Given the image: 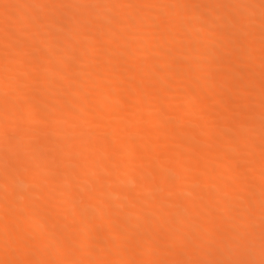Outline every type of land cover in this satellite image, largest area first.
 <instances>
[{
    "label": "bare ground",
    "instance_id": "obj_1",
    "mask_svg": "<svg viewBox=\"0 0 264 264\" xmlns=\"http://www.w3.org/2000/svg\"><path fill=\"white\" fill-rule=\"evenodd\" d=\"M0 113V264H264V0H0Z\"/></svg>",
    "mask_w": 264,
    "mask_h": 264
},
{
    "label": "rangeland",
    "instance_id": "obj_2",
    "mask_svg": "<svg viewBox=\"0 0 264 264\" xmlns=\"http://www.w3.org/2000/svg\"><path fill=\"white\" fill-rule=\"evenodd\" d=\"M123 54H124V53H123ZM43 61H44V58H43L42 56H34V57L30 58V60H28L27 65H30V64H36V63H41V62H43ZM36 65H37V64H36ZM38 65H39V64H38ZM31 66H33V65H31ZM101 67H102V66H101ZM243 68L245 69L246 67L244 66ZM243 68H242V69H243ZM100 69H101V68H100ZM100 69H99V70H100ZM104 69H105V67H103V70H102V71H106V69H105V70H104ZM108 69H109V68H108ZM82 73H83V74H86L85 72H82ZM82 73L80 72V74H82ZM78 74H79V73H78ZM208 75H211V74L209 73ZM213 75H215V74H213ZM209 77H212V76H209ZM213 77H214V76H213ZM255 105H256V104H254V106H255ZM256 106H257V105H256ZM179 108H180V109H179ZM178 109H179V110H178ZM178 109H176V110H178V113H179V112H180V114L184 113V112H183V109H182L181 107H178ZM7 111H8L7 113H6V111H5V112H2V113H3L2 115H3L4 118H5V116H6V118L8 119V118H9L8 116H9V115H12V112H10L9 110H7ZM181 112H182V113H181ZM142 113H143V111H142ZM146 113H147V112H146ZM146 113L144 112L145 115H149V114H150V113H148V114H146ZM0 114H1V113H0ZM140 114H141V113H140ZM176 114H177V112H176ZM2 115H0L1 118H2ZM142 116H143V114H142ZM128 117H129V115H128ZM160 117H161L162 119H164V120L168 119V117H166V116H160ZM6 118H5V119H6ZM47 118H48V116H47ZM129 118H131V116H130ZM5 119H3V120H5ZM37 119H39V118L36 117V120H37ZM39 121H40V120H39ZM66 126H67V124H66ZM68 126H69V125H68ZM260 136H261V137H264V131H263L262 133H260ZM12 137H13V136H12ZM111 137H112V136H111ZM109 139H110V137H109ZM113 139H114V137H113ZM113 139H110V140H113ZM8 140L10 141L11 139H8V138H7V141H8ZM114 140H115V139H114ZM31 142H34V140L31 141ZM34 143H35V142H34ZM31 144H32V143H31ZM109 160H110V159H109ZM116 160H118V159H116ZM116 160H115V164H116ZM112 161H113V160H112ZM118 161H120V160H118ZM109 162H111V161H109ZM109 162H108V164H109ZM113 164H114V163H113ZM110 165H111V164H110ZM6 167H7V166H6ZM6 167H5V166L2 167V168L4 169L3 172H6V171H7V169L5 170ZM57 175H58V174H57ZM59 175L61 176V174H59ZM59 175H58L57 177H59ZM55 176H56V175H55ZM253 179H255V176H254V175H251V176L249 177V180H253ZM178 192H179V191H178ZM180 192H182V191H180ZM180 192H179V193H180ZM182 193H183V192H182ZM182 193H181V194H182ZM241 201H242L241 198H238V199H237V202H241ZM78 203L81 204L80 201L77 202V203H75L74 206H75L76 208H79V207H78V205H79ZM80 206H81V205H80ZM72 208H73V207H72ZM76 208H73V209H76ZM4 211H5V210H4ZM215 248L218 249V247H215ZM215 248H214V249H211V250H207L206 252L208 253V255H209V254L211 255L212 253H214L213 255H215V253L217 252V251H215V250H216ZM220 248H221V247H219L218 250H219V251L221 250V252H222L223 249H222V248L220 249ZM206 252H205V253H206ZM217 253H218V252H217ZM217 253H216V254H217ZM121 255H122V254H121ZM182 263H183V262H181V264H182ZM134 264H135V263H134ZM179 264H180V263H179ZM184 264H186V263H184Z\"/></svg>",
    "mask_w": 264,
    "mask_h": 264
}]
</instances>
